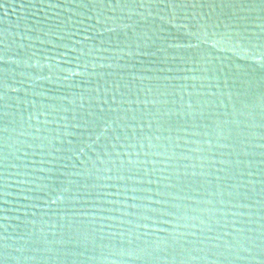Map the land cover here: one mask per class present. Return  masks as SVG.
I'll return each mask as SVG.
<instances>
[{
  "label": "water",
  "instance_id": "1",
  "mask_svg": "<svg viewBox=\"0 0 264 264\" xmlns=\"http://www.w3.org/2000/svg\"><path fill=\"white\" fill-rule=\"evenodd\" d=\"M0 264H264V0H0Z\"/></svg>",
  "mask_w": 264,
  "mask_h": 264
}]
</instances>
